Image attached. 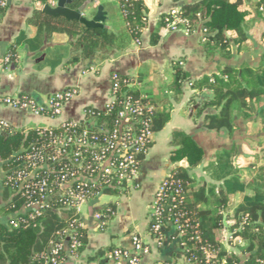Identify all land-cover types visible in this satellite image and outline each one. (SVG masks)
<instances>
[{"label":"crops","instance_id":"0c3cea01","mask_svg":"<svg viewBox=\"0 0 264 264\" xmlns=\"http://www.w3.org/2000/svg\"><path fill=\"white\" fill-rule=\"evenodd\" d=\"M7 1L9 7L0 19V96L30 95L39 102H45L59 91L68 88L79 90V95L66 103L57 117L0 104V123L5 122L15 129L53 128L67 121H83L86 108L104 109L108 104L114 73L137 77L142 74L140 81L144 88L146 83L152 85L158 78L165 80L167 77L168 82L171 63L182 61L190 81H197L218 75L226 66H258L264 53V19L256 12L248 13L246 18L251 25L250 40L243 43L237 37L231 38L232 57H227L219 50L209 53L201 30L190 34L183 31L162 32L159 43L151 44V36L159 29L162 17L181 9V2L143 0L148 9L147 27L137 42L119 14V0H92L84 17L93 19L98 8L102 7L106 18L104 27L113 35V44L67 68V61L76 56L68 36L56 34L52 44H47L45 36L27 24L38 8L35 1ZM10 51L15 52L16 57L5 63ZM156 90L158 96L151 92L149 94L159 103L161 110L167 108L171 112V120L163 130L154 134L137 181L138 186L130 193L116 194L119 196L107 202L101 203L100 198L97 204L91 202L80 206L79 216L88 223L90 229L88 243L80 256L68 257L63 264H115L110 258H95L96 253L106 248L135 252L134 238L140 241L142 247L140 264H188L185 257L179 256L172 246L159 248L149 232V206L155 191L176 167L185 168L195 179L197 187L204 185L207 189L226 191L229 210L225 218L250 199L246 183L251 178V162L257 157L260 142L264 138V97L250 109L233 113L235 128L234 133L229 134L226 131L211 132L204 127V117L216 114L214 109L206 110L199 118L195 117L208 94H197L189 82L184 83L180 96L173 95L167 88L158 86ZM175 131L193 137L203 148L204 158L198 166L191 168L186 159L178 163L170 161ZM1 175L4 178L3 172ZM245 180L246 183L243 182ZM2 193L0 185V223H7L14 217L5 214ZM111 207L115 209V215L102 226L94 214ZM230 225L231 222L226 220L223 247L239 254L228 243Z\"/></svg>","mask_w":264,"mask_h":264},{"label":"trees","instance_id":"16d2710c","mask_svg":"<svg viewBox=\"0 0 264 264\" xmlns=\"http://www.w3.org/2000/svg\"><path fill=\"white\" fill-rule=\"evenodd\" d=\"M34 1L38 7H45L50 6L51 0ZM86 1L73 0L67 6L76 10ZM124 1L119 0L120 7ZM172 1L183 3L180 10L189 21L188 28L191 33L198 30L206 31L203 34L209 53L219 50L227 54V57H232L231 38L237 37L243 43L250 40L251 25L246 19L248 13L256 12L264 19V0ZM8 7V2L5 7L0 6V19L5 15ZM124 10L128 12L126 17L122 16L128 30L133 39L139 42L143 30L147 27L148 9L145 2L130 0ZM167 15L162 17L159 29L152 34V45H157L162 32H166L163 20ZM27 24L37 28L39 33L45 36L47 44H52L56 34L68 36L76 56L67 61L65 64L67 68L106 50L114 41L113 35L106 27L88 28L79 21L55 17L40 8L34 10ZM10 53L15 54L13 51ZM182 64V61L171 63L169 81H163L160 87H168L173 95L180 96L184 83L189 82L192 90L197 94H208V98L195 114V117L199 118L208 109L217 112L204 117V127L208 131L216 133L226 131L233 134L235 128L233 113L250 109L264 97V53L258 66L248 64L240 67L226 66L218 75L197 81H190V75L183 69ZM142 76V74L138 75L139 82ZM139 94V92L135 93V95ZM147 94L151 96L157 108L152 129L154 133H158L170 122L171 112L161 110L154 97ZM60 128L53 127L46 131L44 128L25 130L9 127L0 130V169L6 172L5 176L13 175L23 169L30 170L26 158L31 153L32 146L49 143L50 131L56 133ZM171 145L174 147L170 156L172 163L186 159L193 168L203 161L204 150L193 137L175 131ZM259 146L260 151L251 162L250 181L248 183L247 180L243 181L247 184L250 199L246 204L238 207L230 217L225 218L229 210L226 191L207 189L204 185L195 186V179L183 167H176L169 173L171 179L179 181L184 189L183 198L175 212L186 213L194 223L198 224L199 239L190 240L189 237H180L173 221L166 219L162 229L166 239L162 248L170 245L176 249L179 256L185 257L194 264L207 263L202 247L215 253L212 264H264V138ZM53 167L55 171H61L60 164H54ZM41 173L42 175L47 173L49 176L46 169ZM0 185L3 188L2 202L5 203L3 207L5 214L14 217L7 223H0V264H49V259L52 257L50 248L53 243L61 240H63V249L60 254L65 260L83 253L88 243L90 229L88 223L75 210L63 207L59 203V197H52L49 202L50 207L42 211L28 208L27 197L17 186L8 184L6 177L2 178L1 173ZM112 194L118 193L112 192ZM106 210L107 208L100 211ZM110 210L115 213L114 208L111 207ZM226 220L231 222L229 227L231 237L228 243L236 248L239 254L229 252L223 247V229ZM149 232L154 238L151 224H149ZM72 238H76L80 244L76 251L71 250ZM239 240L243 244L240 245ZM115 250L116 248L100 249L95 258L104 257L108 260Z\"/></svg>","mask_w":264,"mask_h":264},{"label":"built area","instance_id":"2783aa9c","mask_svg":"<svg viewBox=\"0 0 264 264\" xmlns=\"http://www.w3.org/2000/svg\"><path fill=\"white\" fill-rule=\"evenodd\" d=\"M7 2L0 0V6L5 7ZM129 2L130 0H125L120 7L123 17L128 14L124 8ZM55 4V0L50 1L51 7H55ZM163 21L166 32L191 33L189 21L180 9L171 11ZM15 57L9 53L5 57V63L11 62ZM140 87L142 84L137 76L114 73L111 77L110 99L104 109L86 108L83 121H67L59 126L60 131H50L49 143L32 146L31 153L26 158L30 170L23 169L5 176L6 172L0 169L7 183L17 186L27 197L28 208L42 211L50 207L52 197H59V203L63 207L75 210L79 215V208L83 204H97L106 193L123 195L138 186L144 160L153 143L155 133L152 122L157 110L151 96L142 93ZM136 92L140 94L135 95ZM78 95L77 88H68L51 95L45 102H39L30 95H19L0 96V104L57 117L65 104ZM9 127L5 122L0 123L1 131ZM54 164H60L61 171H55ZM43 169L48 171L49 176L47 173L42 175ZM53 175L54 178L50 177ZM183 194V186L179 181L171 179L170 174L155 191L149 206V224L159 248L166 239L162 231L166 219L173 221L180 237L199 239L198 224L186 213L175 212ZM114 215L107 208L105 212L96 211L94 218L104 226ZM238 243L243 244L240 240ZM134 245L135 252L116 249L110 259L115 264H140L142 247L137 238H134ZM79 246V241L72 238L71 250L76 251ZM62 249L63 240L52 244L49 264H63L66 261L60 254ZM202 250L206 256V264H212L215 253L206 247H202ZM187 262L194 264L190 260Z\"/></svg>","mask_w":264,"mask_h":264},{"label":"water","instance_id":"95a60500","mask_svg":"<svg viewBox=\"0 0 264 264\" xmlns=\"http://www.w3.org/2000/svg\"><path fill=\"white\" fill-rule=\"evenodd\" d=\"M73 0H58L56 7L45 6L38 8L42 9L45 13L53 15L55 17H63L70 21H79L80 23L84 24L88 28H103L104 22L106 20L105 14L103 12V8L99 7L98 12L93 17V19L89 20L84 17V13L92 4V0H87L80 8L73 10L70 9L67 5L71 3ZM9 4V2H8Z\"/></svg>","mask_w":264,"mask_h":264},{"label":"rangeland","instance_id":"374dc122","mask_svg":"<svg viewBox=\"0 0 264 264\" xmlns=\"http://www.w3.org/2000/svg\"><path fill=\"white\" fill-rule=\"evenodd\" d=\"M119 14H120V16L122 17V14H121V10H119ZM123 18V17H122ZM257 33H259V31H257ZM168 75V74H167ZM162 78H158V80L154 83V82H152V85H150L149 83H146L147 85H146V87H140V91L142 92V93H145V94H147V93H149V92H151L153 95H155V96H158L159 95V92H158V90H156V87L158 88V86L160 87L161 86V84L163 83V80H161ZM165 82L167 81V77H166V79L164 80ZM165 86V84L163 85V87ZM165 88H167L168 89V87H165ZM165 110H167V108L165 109ZM167 111H169V110H167ZM116 196H119V195H116V194H112V193H106V194H104L103 196H101V199H100V201H101V203H104V202H107L108 200H111V199H113V198H115ZM83 212L84 213H87V211H86V209H83ZM83 213V214H84Z\"/></svg>","mask_w":264,"mask_h":264}]
</instances>
